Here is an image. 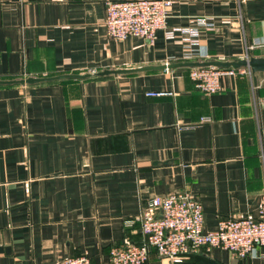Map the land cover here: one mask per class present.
<instances>
[{"label": "crops", "instance_id": "obj_1", "mask_svg": "<svg viewBox=\"0 0 264 264\" xmlns=\"http://www.w3.org/2000/svg\"><path fill=\"white\" fill-rule=\"evenodd\" d=\"M107 1L0 0V80L92 74L0 85V264H109L113 247L142 242L148 201L176 191L198 198L208 231L264 206V71L205 94L192 66L163 67L264 57L246 49L264 34V0H176L169 28L215 24L196 38L208 58L192 60L183 33L110 38ZM121 69L133 71L96 74ZM210 260L264 264V247L200 248L182 264ZM147 264L171 263L153 248Z\"/></svg>", "mask_w": 264, "mask_h": 264}, {"label": "built area", "instance_id": "obj_2", "mask_svg": "<svg viewBox=\"0 0 264 264\" xmlns=\"http://www.w3.org/2000/svg\"><path fill=\"white\" fill-rule=\"evenodd\" d=\"M241 0H238L240 2ZM176 0H124L106 2L105 25L107 35L115 40L135 36L154 42L163 30L169 39L183 33L188 46L184 60L195 57L207 59L208 55L198 48L199 27L208 31L215 29L209 17H197L195 25L169 28L168 19ZM264 46V34L255 37L246 45L252 50ZM248 56H246L247 58ZM244 71L243 68H223L215 65L194 66L189 72L195 88L205 94L220 91V78ZM160 95L163 92H150ZM209 118H201V122ZM134 220L139 221L143 234L141 243H126L115 246L110 251L109 264H147L155 248L160 257L171 264H182L185 257L200 248L228 250L233 256L242 258L251 253L255 246L264 247V206L258 217H221L213 231L204 229L201 202L187 191H176L165 196H157L148 201L143 211ZM54 264H90L86 255L67 257ZM194 264H219L210 260Z\"/></svg>", "mask_w": 264, "mask_h": 264}, {"label": "water", "instance_id": "obj_3", "mask_svg": "<svg viewBox=\"0 0 264 264\" xmlns=\"http://www.w3.org/2000/svg\"><path fill=\"white\" fill-rule=\"evenodd\" d=\"M179 65H188V66H201V65H215L223 68H246L249 70L250 73H255L258 71H264V57H255V56H248L247 58H241V59H236V60H213V61H206V62H185L181 64H167L163 66L164 68H172L176 67ZM133 70H104L99 73H96L98 76H104L108 75L111 73H125V72H130ZM92 74H84V75H79V74H64V75H59L56 77H50V78H39V77H29L27 79H20V80H0V85H5V84H15V83H20V84H34L37 82L41 81H46V80H55V79H62V78H87L90 77Z\"/></svg>", "mask_w": 264, "mask_h": 264}]
</instances>
